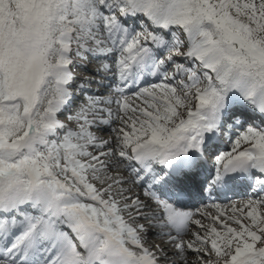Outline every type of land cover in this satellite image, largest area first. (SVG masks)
Instances as JSON below:
<instances>
[{"label": "snow or ice", "instance_id": "snow-or-ice-1", "mask_svg": "<svg viewBox=\"0 0 264 264\" xmlns=\"http://www.w3.org/2000/svg\"><path fill=\"white\" fill-rule=\"evenodd\" d=\"M90 57L104 75L88 85L108 91L85 94L70 126L60 116L92 91L73 68ZM256 114L264 0H0V264H161L150 229L168 264H264ZM237 182L255 197L186 208L194 186L211 199Z\"/></svg>", "mask_w": 264, "mask_h": 264}, {"label": "rangeland", "instance_id": "rangeland-1", "mask_svg": "<svg viewBox=\"0 0 264 264\" xmlns=\"http://www.w3.org/2000/svg\"><path fill=\"white\" fill-rule=\"evenodd\" d=\"M90 59V58H89ZM83 62H85L86 64L84 65V67L85 68H80L79 67V64L77 63V66H75L74 68H73V71H77V69L78 70H80V69H82L81 71H84V72H87L86 74L87 75H92L93 77H96V78H101V77H99L97 74H96V72H93L91 69L92 68H96V67H98V65L96 64H90L91 66V68H89L88 67V62L87 61H83ZM89 72V73H88ZM91 72H93V73H91ZM83 76H86V75H83ZM83 77H82V79H80V78H77L76 79V81H75V84H79V83H81L82 81H83ZM75 84L73 85V87L75 88ZM90 85H92V86H96V84L94 85V84H90ZM105 92H107L106 91V89L104 90V92L103 93H105ZM82 96H80V98H81ZM83 100H77L76 102H75V105L77 106L78 104H80L81 102H82ZM76 106H75V108H76ZM113 107H115L114 105H113ZM72 112V111H71ZM69 113H67L64 117H62L63 119L62 120H65V122H67V123H69L70 124V126H74V123L73 122H68L67 121V115H68ZM112 127H115V124H114V126L112 125ZM95 131V130H94ZM111 133H110V128H108V129H104L103 131H97V135H99V136H101V137H103V138H107L109 135H110ZM234 139H235V137H234ZM233 139V140H234ZM231 147H232V141H230L229 143L227 142V144H226V148H225V150H230L231 149ZM137 188V189H136ZM136 188H133V192H137V190H138V187H136ZM141 197V199H144V200H147L146 199V197H143L142 195L140 196ZM153 207H154V205H153ZM207 212H211L213 215H215L216 213H214L212 210L211 211H207ZM195 219H201V221H202V223H209L210 221L209 220H206V219H203L202 217H200V216H198V217H196ZM138 223H142L143 221H137ZM152 231H156L155 233H154V235L155 236H153L152 237V239L151 238H147V235H146V241H148V240H152L153 241V246H155V245H160L161 247H168L167 249H165L167 252H168V257H167V260L166 261H161V264H168V262L169 261H171V260H175V259H177V257L173 254L174 253V248H173V245L172 244H170V243H168L167 242V237L166 236H161V235H158L157 234V232H158V230L157 229H151ZM191 230L192 231H196L197 229H196V227L195 226H191ZM156 239V240H155ZM183 239H185V240H187V239H190V236H188V235H185V236H183ZM156 241V242H155ZM187 260L188 261H190V262H193V264H194V262L196 261V256H195V254H193V253H188L187 254Z\"/></svg>", "mask_w": 264, "mask_h": 264}, {"label": "bare ground", "instance_id": "bare-ground-1", "mask_svg": "<svg viewBox=\"0 0 264 264\" xmlns=\"http://www.w3.org/2000/svg\"><path fill=\"white\" fill-rule=\"evenodd\" d=\"M88 62V67L89 68H91L92 66L90 65V64H97L98 66H99V64L101 63V61L100 60H95V59H89V61H87ZM91 66V67H90ZM84 68V67H83ZM97 68L98 67H96V68H92L91 70L92 71H94V72H96V70H97ZM83 74L84 73V71L82 72V71H79V73L77 74V76L78 77H80V74ZM87 73V72H86ZM89 73V72H88ZM91 73H93V72H91ZM101 75V74H100ZM99 75V76H100ZM87 76H89V77H86L85 78V81L84 82H86L87 83V81L88 80H95V81H99V79L98 78H96V77H94V78H92L90 75H87ZM81 79V78H80ZM151 80H153L152 78H149V81H151ZM148 81V82H149ZM104 84H107V83H109V81H107V80H104V82H103ZM85 86H87V85H85ZM103 89L104 88H102L101 86L96 90V91H92V92H89L90 94H92V93H103L102 91H103ZM135 90V89H134ZM80 95H81V93L79 94V96H78V98L76 99V100H74L73 101V103L69 106V108L65 111V113L64 114H62L61 116H60V119H63L62 117H64L67 113H70L71 111H74V109H75V102L77 101V100H80L81 98H80ZM82 100V99H81ZM262 119H264V117H261V116H259V114H256V115H250L248 118H246V122H250V123H254V124H256L257 123V125H260V126H264V124H261V120ZM113 126H114V124H113ZM105 129H108V128H105ZM226 131V130H225ZM224 131V132H225ZM234 137H235V135H231V140L232 139H234ZM213 147H214V145H213ZM221 148H224V146H222V144L220 143V144H216L215 145V148L213 149V148H211V151L213 152V155H214V157H215V155L216 154H218L219 152H223V151H228V150H225V149H223V150H221ZM207 169H208V167H207ZM202 179V178H201ZM195 187V186H194ZM244 188L245 189H241L240 191H238V193L237 194H239V196H237V198H235V199H237L236 201H237V204H239V202L240 201H247L248 199H249V195L248 196H245L244 194H248L247 193V186H244ZM137 189V188H136ZM135 193H138L140 196H141V192H140V190L138 189L137 190V192H135ZM221 205H225V204H221ZM214 210V209H213ZM223 210V209H222ZM215 211V210H214ZM213 211V212H214ZM214 213H216V212H214ZM201 217V216H200ZM156 231H152L151 229L149 230V232L147 233V238H151L152 239V237L153 236H155L154 235V233H155ZM156 240V239H155ZM156 242V241H155ZM147 244L149 245V246H153V241L152 240H148L147 241ZM164 249H167L166 247H163ZM187 258V257H186Z\"/></svg>", "mask_w": 264, "mask_h": 264}]
</instances>
